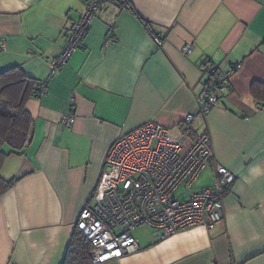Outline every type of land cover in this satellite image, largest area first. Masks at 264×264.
I'll return each instance as SVG.
<instances>
[{
  "label": "crops",
  "instance_id": "1",
  "mask_svg": "<svg viewBox=\"0 0 264 264\" xmlns=\"http://www.w3.org/2000/svg\"><path fill=\"white\" fill-rule=\"evenodd\" d=\"M125 2L127 9L105 4L50 76L48 63L86 11L84 1L0 0V73L20 67L47 81L46 92L26 103L34 119L28 146L1 170L17 182L0 197V264H63L82 209L102 197L112 144L148 123L184 135L189 115L190 138L208 132L214 161L235 175L223 220L211 232L194 228L162 241L155 232L140 252L106 264H264V0ZM206 60L220 70L242 68L203 116ZM72 108L75 124L65 128ZM203 175L199 187L211 184L214 165Z\"/></svg>",
  "mask_w": 264,
  "mask_h": 264
},
{
  "label": "built area",
  "instance_id": "2",
  "mask_svg": "<svg viewBox=\"0 0 264 264\" xmlns=\"http://www.w3.org/2000/svg\"><path fill=\"white\" fill-rule=\"evenodd\" d=\"M83 1L86 11L72 23L60 55L48 63L50 76L81 46L91 21L105 4L128 7L124 0ZM152 37L162 47L161 37ZM0 46L5 48V41H0ZM182 51L187 54L191 47L187 45ZM241 68V63L232 64L227 70L218 69L210 61L203 64V90L198 96L200 114L207 116L219 104L217 89H227L231 77ZM46 88L44 81L39 97ZM194 119L189 115L184 129L189 130ZM75 121L72 108L63 117L62 125L69 128ZM184 138L164 126L148 123L118 138L109 148L103 163L102 197L96 204L86 205L76 223L92 246L93 264H106L140 252V242L132 232L141 226L155 229L162 241L194 228L211 232L223 220L225 189L234 182L235 175L214 161L208 132L197 134L188 144ZM213 165L215 175L211 184L196 187L205 170Z\"/></svg>",
  "mask_w": 264,
  "mask_h": 264
},
{
  "label": "trees",
  "instance_id": "3",
  "mask_svg": "<svg viewBox=\"0 0 264 264\" xmlns=\"http://www.w3.org/2000/svg\"><path fill=\"white\" fill-rule=\"evenodd\" d=\"M43 82L28 77L20 67H12L0 73V197L17 182L4 179L1 170L8 157L22 155L30 142L34 119L26 103L32 97H39ZM253 87L257 90V86ZM253 92L254 95L258 94L254 89ZM183 131L184 140L188 144L191 140L190 129L183 128ZM6 146L9 152L4 149ZM91 249L89 241L76 227L63 264H93Z\"/></svg>",
  "mask_w": 264,
  "mask_h": 264
},
{
  "label": "rangeland",
  "instance_id": "4",
  "mask_svg": "<svg viewBox=\"0 0 264 264\" xmlns=\"http://www.w3.org/2000/svg\"><path fill=\"white\" fill-rule=\"evenodd\" d=\"M7 149H9V148H5V150H7ZM204 177H205V175L200 177L198 183L196 184V187H199L198 185L200 184V182L202 183ZM100 196H101V194H100ZM132 234L135 238L139 239L142 246H145V245H148L149 242L154 239L155 229H153L151 227H147V226H141V227L137 228L136 230H134L132 232Z\"/></svg>",
  "mask_w": 264,
  "mask_h": 264
}]
</instances>
